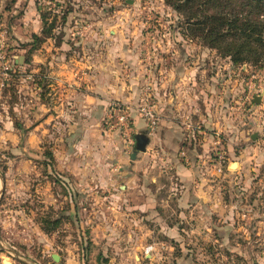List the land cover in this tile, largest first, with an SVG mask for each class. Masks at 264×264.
I'll use <instances>...</instances> for the list:
<instances>
[{
  "label": "rangeland",
  "instance_id": "obj_1",
  "mask_svg": "<svg viewBox=\"0 0 264 264\" xmlns=\"http://www.w3.org/2000/svg\"><path fill=\"white\" fill-rule=\"evenodd\" d=\"M40 14L53 28L37 44ZM168 58H183L195 82L204 71L200 81L218 84L217 115L238 127H204L201 171L186 185L159 144L130 159L134 117L147 133L142 109L158 120L154 81ZM87 77L96 103L112 97L104 110L96 104L93 124L75 127ZM69 93L78 103L71 111ZM187 121L190 137L198 122ZM190 140L178 151L189 171L199 161L185 155L197 135ZM0 173V237L39 264H264V69L234 67L189 39L163 0H0ZM195 184L204 194L195 202L189 190L182 206L181 187ZM0 264L22 263L0 249Z\"/></svg>",
  "mask_w": 264,
  "mask_h": 264
},
{
  "label": "crops",
  "instance_id": "obj_2",
  "mask_svg": "<svg viewBox=\"0 0 264 264\" xmlns=\"http://www.w3.org/2000/svg\"><path fill=\"white\" fill-rule=\"evenodd\" d=\"M166 63V68L164 66L158 67L156 80L154 81V94L157 96V128L153 134L147 133L146 121L140 117L135 116V127L137 130H135V132L133 133V151H137V158H145V156H148L147 152L148 150H150V143L159 144V147L163 149L162 153L165 154V160H169L170 164L172 165L175 176L179 178L180 182L186 185L188 183L187 181L189 180V175L193 174L195 176V179L196 176H198L197 171H194V169H201L199 166L201 164L200 160L205 152V149H207L208 147V138L201 135L204 127L214 126V128L218 129V127L221 126L222 128L224 127L225 129H232L234 131L238 127L234 124L233 119H231L230 116L228 118V116L223 113L217 115L216 109L220 108V101L224 95L222 94V92H219V89L217 87L218 84L216 85V87H213L212 85L208 87V84H206L207 82L205 79H203V81H200L202 80L201 75L205 78L204 71H200V73H198V82H195L196 79L191 76L190 68L188 65H186L185 60L183 58L181 61L182 64H178L175 62L174 59L170 58L167 59ZM92 75L94 76V74ZM85 80L87 92L85 96H82V101L80 104L82 108L81 110L84 115H82L79 121L78 119L70 121L72 126L75 127H80L81 125L90 126L91 124H93V116L94 112L96 111V104L99 105L100 109L104 110V106L106 104L105 99L107 97H112L110 95V92L108 91L107 95L104 94L105 98L102 97L101 101H97L96 103V96L94 95L95 89H93V87L89 88L91 80L88 79V77L85 78ZM105 86L106 85L104 83V87ZM236 86L237 83H233L229 88H227L231 96L236 93ZM106 88H104L103 90L105 91ZM215 88L218 90L217 93H215ZM88 89H90V92L88 91ZM67 98V109L69 111L74 110L73 107H77L78 104L77 100L75 99L76 95H71V93H69L67 95ZM242 99H245V96L240 98L241 101ZM215 105L216 108H214ZM83 107L85 109H83ZM97 110L99 109L97 108ZM228 113L229 111L227 112V114ZM188 118H190V121L196 120L198 122V124H196L194 127V133L190 135V137L186 134L187 132H184V128H188L190 125L187 121ZM228 119L229 121L227 122ZM233 125L235 126L233 127ZM191 126L192 125H190V127ZM245 130L246 129L242 130V134L238 135V137H235L236 142L239 136L243 140V134H246ZM195 135H197L198 137V141H194L196 143V146H189L188 148H186L185 155H187V157L193 162L196 161V159H198L199 161L194 162L195 166L191 168L193 170L189 171V168L181 164L180 157L178 156V151L180 150L179 145L182 143L183 140L188 139L189 142H191V136L195 137ZM253 136L254 139H252ZM250 137L252 140H256L257 134L250 135ZM199 149L201 150L200 152ZM139 154H143V157H140ZM181 154L184 155V153ZM66 161V164L70 166L69 168H71L73 166L74 158L68 157L66 158ZM210 171L212 172L213 170H211L210 168ZM200 179L201 178L199 177L197 180L200 181ZM198 186V184H195L192 185L191 188H188L186 186L181 187L182 206L188 207V203H186L185 199L190 194L189 190H191V194L194 195V198L196 200L195 202H197L195 196H197L198 198L201 193L204 194V187Z\"/></svg>",
  "mask_w": 264,
  "mask_h": 264
},
{
  "label": "trees",
  "instance_id": "obj_3",
  "mask_svg": "<svg viewBox=\"0 0 264 264\" xmlns=\"http://www.w3.org/2000/svg\"><path fill=\"white\" fill-rule=\"evenodd\" d=\"M163 2L178 16L180 24L188 32L189 39L214 50L221 58H228L234 67L246 65L264 69V0H163ZM66 13H69V10ZM39 16L44 29L42 36L34 35L36 43L49 38L53 28V24L45 27L47 23L45 14ZM28 45L30 46V43ZM46 156L52 160L51 153L48 152ZM57 224L58 220L52 222L51 228L45 229L46 232L54 230ZM104 264H108L106 260Z\"/></svg>",
  "mask_w": 264,
  "mask_h": 264
},
{
  "label": "water",
  "instance_id": "obj_4",
  "mask_svg": "<svg viewBox=\"0 0 264 264\" xmlns=\"http://www.w3.org/2000/svg\"><path fill=\"white\" fill-rule=\"evenodd\" d=\"M254 103L258 104L259 103V99L258 97L255 98ZM252 139H254V136L252 137ZM136 150L133 151V153L131 154L130 159L134 160L136 157ZM236 164H232L231 168H235ZM3 188H4V179L2 174L0 173V198L3 192ZM0 249L3 250L6 254H8L10 257L14 258L15 260L21 262L22 264H39L38 262L29 259L27 257H25L24 255L20 254L18 251H16L14 248L8 246L0 237ZM55 261H57V257L55 255H53L52 257Z\"/></svg>",
  "mask_w": 264,
  "mask_h": 264
},
{
  "label": "built area",
  "instance_id": "obj_5",
  "mask_svg": "<svg viewBox=\"0 0 264 264\" xmlns=\"http://www.w3.org/2000/svg\"><path fill=\"white\" fill-rule=\"evenodd\" d=\"M252 86L250 83L247 84V89H251ZM249 100V97L248 95L245 96V99H242V102H247ZM143 111V116L146 118L147 122H148V127H149V131H150V134H153L157 128V125H158V120L154 114L153 111L147 109H142ZM126 118L127 116L123 113H118L116 115V120H117V123L119 125H121V127H126L127 123H126ZM126 132V131H125Z\"/></svg>",
  "mask_w": 264,
  "mask_h": 264
}]
</instances>
